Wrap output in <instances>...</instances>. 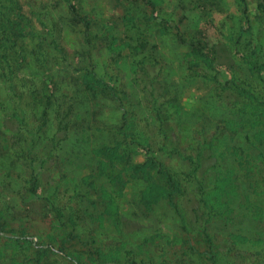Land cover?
<instances>
[{
    "label": "rangeland",
    "instance_id": "1",
    "mask_svg": "<svg viewBox=\"0 0 264 264\" xmlns=\"http://www.w3.org/2000/svg\"><path fill=\"white\" fill-rule=\"evenodd\" d=\"M52 1L22 0L31 18H67L66 7H53ZM154 1L161 17L171 18L170 35L153 33L151 25L155 20L151 18L150 3ZM247 3L249 22L239 0H83L81 4L94 24V34L111 23L119 26L121 39L136 40L138 31L124 28L121 20L127 13L145 18L141 27L146 33L148 50L143 57L149 60L152 54L161 64V81L173 99L168 114L172 113L171 123L179 129L184 149L196 147L197 129L204 126L212 136L225 122L240 120L221 139L215 151L217 168L207 179H196L192 164L180 156H157L181 184L176 203L183 215L166 198L157 201L150 197L149 187L154 180L151 174H134L132 168L144 164L147 158L141 144L126 138L131 118L127 123L125 118L136 114L148 118V110L138 86H131L127 98L120 93L123 79L118 77L110 54L106 51L97 56L94 49V61L78 67L94 64L96 74L114 88L117 96L88 93L82 85V72L73 75L71 66L53 70L65 79L55 100L62 108L49 107V122L40 132H34L35 143L52 137L58 113L72 108V117L67 139L55 150L53 188L46 192L41 188L38 192L52 200L50 212L39 219L29 217L20 196L26 172L12 156L3 128V116L11 106L7 85L0 79V201L11 206L8 224L4 233L0 232V264H212L202 254L209 251V239L219 245L218 264L264 261V190L260 182L264 176V170L260 172L264 166V118L256 123L254 117L233 115L216 97L215 84L193 78L189 71L193 43L202 41L204 51H212L222 43L226 54L221 63L233 58L254 80L256 95L264 102V74L262 78L253 77L239 55L246 44L264 49V0ZM32 12L36 14L30 15ZM243 30L248 32L239 44ZM82 33L81 27L67 33L65 49L81 50ZM210 64L203 58L201 71L211 75L218 72L223 81L230 78L224 66L213 69ZM124 69L130 72L129 85L135 67L129 61ZM31 71L36 74L41 70L36 67ZM127 143L130 147L124 152ZM105 146L119 147V151L99 154L97 150ZM124 153L128 157H123ZM200 183L206 186L201 189ZM108 193L115 197L117 210L111 206ZM197 205L204 213L211 209L213 214L208 223L200 221L191 232L181 216L190 221L193 214L189 212ZM58 207L66 217L59 218ZM71 212L79 217L74 220L75 225L67 220L72 217ZM205 216L208 219V214ZM232 235L243 238L235 250L224 242Z\"/></svg>",
    "mask_w": 264,
    "mask_h": 264
},
{
    "label": "trees",
    "instance_id": "2",
    "mask_svg": "<svg viewBox=\"0 0 264 264\" xmlns=\"http://www.w3.org/2000/svg\"><path fill=\"white\" fill-rule=\"evenodd\" d=\"M82 2L83 0H53L51 2L53 7L64 5L67 10V18L58 17L56 19L53 15L45 18L39 16L31 18L25 12L22 0H0V79L7 85L11 106L10 111H6L4 114L2 122L6 136L10 141L11 154L26 172V179L20 192L22 203L29 211L28 216H33L35 219L45 217L50 212L49 200H52L39 196L38 192L41 188L45 192L49 188H53L51 180L56 162L55 150L68 136L72 108L58 113L54 124L55 132L50 139L45 142L37 141L35 143L34 141V132H40L49 122V107L56 105L57 108H62L60 104H56L55 100H57L56 92L61 89L65 79L63 76L55 74L53 70L64 65L71 66L73 75L82 72V85L88 93L94 96H106L112 93L117 96L114 88L108 86L96 74L94 64H90V67H78L82 63L94 61L93 50L95 49L97 56L106 51L110 54L112 63L118 70V77L123 79V85L119 88L120 93L127 98L131 86H138L142 103L148 110L149 119L141 118L137 114L125 118V123L131 118L127 124L126 138H131L132 142L141 144L147 158L144 164L132 168L134 174L138 173L141 177L151 174L154 180L149 187L152 190L149 193L150 197L157 201L164 197L173 208L178 210L176 198L182 192L181 184L178 183L174 174L158 160L157 156L160 154L180 156L192 164L193 175L196 179H207L217 168L218 161L215 151L221 144V139L232 124L236 126L240 120L231 119L225 122L224 127L216 130L212 136L206 133L207 130L204 126L197 129L196 147L184 149L180 143V131L176 125L174 128L171 123L172 113L168 114V108L173 105V99L161 81L163 74L161 64L155 60L152 54L149 60L147 57H143L148 50L146 33L142 28L145 18L127 13L121 20L124 28L138 31L136 40L132 37L121 39L119 26L111 23L104 25L100 32L94 34V24L90 15L83 12ZM150 4L153 8L151 18L155 20L151 25L153 33L155 35L159 33L162 36L170 35L171 18L161 17L155 1ZM239 6L249 22L247 0H239ZM76 27L83 29V33L80 35L82 36L80 39L82 49L71 52L70 49H65L66 38L67 33ZM246 32L248 31L240 32L237 43L240 44ZM202 44V41L193 43L189 53V56L193 57L189 66L192 77L203 78L214 83L216 97L224 108L233 111V115L239 116V118H242L241 116L254 117L255 122L258 123L261 118H264V102L256 95L254 80L236 65L233 58L229 57L227 61L221 63L226 54L222 47L224 44L218 43L212 51H204ZM239 55L252 76L256 75L262 78L264 49L260 51V49H254L252 45L246 44L243 50L240 49ZM203 58L209 60L213 69L217 65L224 66L231 74L230 78L223 81L218 76V72L216 75L202 72L200 66ZM126 61H130L135 67L132 74L133 79L129 85L127 82L131 79L130 72L124 69ZM36 67L41 71L35 74L31 70ZM129 147L130 143H127L124 152L128 151ZM103 151L111 155L113 151H119V147L105 146L97 150L99 154ZM118 156L117 154V158ZM125 156L128 157L127 153L123 154V157ZM262 168L260 172L264 170V166ZM153 172L156 174V178ZM260 182L264 190V176ZM199 185L203 189L206 183ZM108 194L110 195V193ZM110 196L111 206L117 210L115 197ZM204 202L206 204V201ZM71 208L73 209V207ZM10 210L11 206L0 201L1 233H4L3 228L8 224L7 218L11 216L8 213ZM56 212L60 219L66 217L64 211L59 207ZM180 212L183 215L182 211ZM189 213L193 214L190 221H186L184 216H181V219L184 226L192 232L200 221L203 224L208 223L212 218L213 211L209 209V212L204 213L203 208L197 205L195 210ZM206 214H208V219ZM71 216L67 220L75 225L79 217L75 216L73 212H71ZM74 220L76 221L74 222ZM16 239L19 240V237ZM208 241L209 251L202 254L212 264H218L219 252L217 249L219 245H216L211 239ZM241 241H243L242 237L232 235L224 242L229 245L230 249L235 250L236 245L241 244L239 243ZM192 247L195 246L192 245ZM256 264H264V261L258 260Z\"/></svg>",
    "mask_w": 264,
    "mask_h": 264
}]
</instances>
